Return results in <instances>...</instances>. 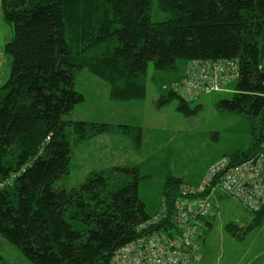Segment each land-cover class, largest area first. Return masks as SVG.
Here are the masks:
<instances>
[{
  "label": "trees",
  "instance_id": "trees-1",
  "mask_svg": "<svg viewBox=\"0 0 264 264\" xmlns=\"http://www.w3.org/2000/svg\"><path fill=\"white\" fill-rule=\"evenodd\" d=\"M0 5L13 27L4 46L10 72L0 85V234L33 264H113L125 244L155 228H178L171 215L142 225L164 204L174 205L184 183L180 178L168 177L154 213L140 196L144 176L137 166L91 172L73 187L58 184L71 174L75 145L110 132L142 136V128L132 125L65 119L85 99L76 90L78 70L109 83L114 100H144L153 62V79L164 80L158 106L179 99L178 110L189 115L203 107L193 103L221 91L186 101L176 90L185 77L179 63L240 59L233 97L217 105L251 119L250 147L231 156L241 160L262 151L264 0H0ZM154 7L168 17L155 20ZM253 213L249 225L228 223L226 230L243 239L264 222V208ZM215 217L216 211L199 217L201 256L191 258L196 264ZM0 264L9 263L0 255Z\"/></svg>",
  "mask_w": 264,
  "mask_h": 264
},
{
  "label": "rangeland",
  "instance_id": "rangeland-1",
  "mask_svg": "<svg viewBox=\"0 0 264 264\" xmlns=\"http://www.w3.org/2000/svg\"><path fill=\"white\" fill-rule=\"evenodd\" d=\"M153 17L160 20L168 15L154 7ZM10 27V37H13V27ZM179 64L180 71L183 73L185 69L186 72L187 65ZM9 72L7 63L2 80ZM154 74V64L150 62L146 99L118 101L112 99L111 87L104 79L87 69L78 70L76 90L84 94L85 99L66 114L65 119L132 125L142 128V136L139 140L129 134L110 132L75 145L71 174L58 182L60 186H76L91 172L109 167L137 166L144 176L140 182V196L148 212L154 213L162 205L169 176L198 185L213 162L250 147L251 119L217 105L219 100L233 97L237 80L226 86L227 91L201 97L192 107L200 104L203 107L187 115L178 110L179 99L158 106L164 80H154ZM2 80L0 85L5 82ZM214 201L216 217L204 242L201 264H264V222L238 240L226 230V225L234 223L245 227L255 213L221 191L215 194ZM0 255L9 264H33L1 234Z\"/></svg>",
  "mask_w": 264,
  "mask_h": 264
},
{
  "label": "built area",
  "instance_id": "built-area-1",
  "mask_svg": "<svg viewBox=\"0 0 264 264\" xmlns=\"http://www.w3.org/2000/svg\"><path fill=\"white\" fill-rule=\"evenodd\" d=\"M240 71L237 58L192 59L176 90L191 102L213 91H227L226 86L240 78ZM218 190L241 200L253 212L264 208V143L257 156L237 160L224 155L208 167L198 185L183 183L174 205L164 204L142 225L161 223L171 215L178 228H155L150 235L125 244L117 249L113 264H196L191 258L201 256L199 217L214 215Z\"/></svg>",
  "mask_w": 264,
  "mask_h": 264
},
{
  "label": "crops",
  "instance_id": "crops-1",
  "mask_svg": "<svg viewBox=\"0 0 264 264\" xmlns=\"http://www.w3.org/2000/svg\"><path fill=\"white\" fill-rule=\"evenodd\" d=\"M11 34V27L9 24H7L3 18V12L0 5V81L2 80V74L4 67L7 65L10 66V60L6 53L4 52V46L5 44L11 40L12 37H10ZM8 76L4 77L5 79L2 81H5ZM200 182V181H199ZM198 182V183H199Z\"/></svg>",
  "mask_w": 264,
  "mask_h": 264
},
{
  "label": "water",
  "instance_id": "water-1",
  "mask_svg": "<svg viewBox=\"0 0 264 264\" xmlns=\"http://www.w3.org/2000/svg\"><path fill=\"white\" fill-rule=\"evenodd\" d=\"M262 73H263V76H264V71Z\"/></svg>",
  "mask_w": 264,
  "mask_h": 264
}]
</instances>
